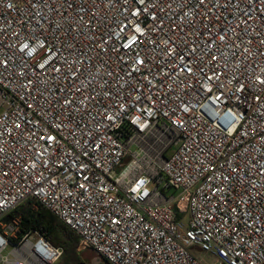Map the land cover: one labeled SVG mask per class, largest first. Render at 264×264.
Masks as SVG:
<instances>
[{
	"label": "built area",
	"instance_id": "1",
	"mask_svg": "<svg viewBox=\"0 0 264 264\" xmlns=\"http://www.w3.org/2000/svg\"><path fill=\"white\" fill-rule=\"evenodd\" d=\"M28 198L109 264H264V0H0V264L63 254Z\"/></svg>",
	"mask_w": 264,
	"mask_h": 264
},
{
	"label": "trees",
	"instance_id": "2",
	"mask_svg": "<svg viewBox=\"0 0 264 264\" xmlns=\"http://www.w3.org/2000/svg\"><path fill=\"white\" fill-rule=\"evenodd\" d=\"M14 216H19L22 232L32 228L45 230L52 244L62 246L63 254L56 264H87L82 259L83 255L94 253L90 249L78 251V235L34 198L26 199L10 211L4 220L9 221ZM98 264L109 263L101 258Z\"/></svg>",
	"mask_w": 264,
	"mask_h": 264
},
{
	"label": "rangeland",
	"instance_id": "3",
	"mask_svg": "<svg viewBox=\"0 0 264 264\" xmlns=\"http://www.w3.org/2000/svg\"><path fill=\"white\" fill-rule=\"evenodd\" d=\"M132 150H135V149H137L136 148V146H132V148H131ZM173 192V190L171 189V190H169L168 191V194H170V193H172ZM178 191H174V193H177ZM183 216H184V219H186L187 218V215H188V213L187 212H185V213H183L182 214ZM10 246L8 245V246H6L4 249H3V253H8L9 251H10ZM87 251V250H86ZM83 252H85V251H83ZM91 252H89V253H86V254H84L83 255V257H82V259H83V261L85 262V263H87V264H98L99 262H100V260H101V258L98 256V255H95L94 253H91ZM195 254H197V255H199V256H203V257H205L206 256V254H204V253H202V252H200L199 250H195ZM209 258L211 257L210 255H207ZM59 261V260H58ZM57 261V262H58Z\"/></svg>",
	"mask_w": 264,
	"mask_h": 264
}]
</instances>
